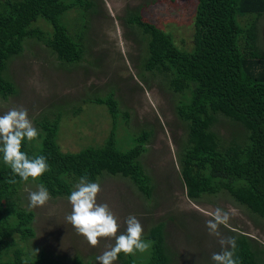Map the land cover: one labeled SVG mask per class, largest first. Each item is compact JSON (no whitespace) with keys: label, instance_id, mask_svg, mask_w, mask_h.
Wrapping results in <instances>:
<instances>
[{"label":"rangeland","instance_id":"rangeland-1","mask_svg":"<svg viewBox=\"0 0 264 264\" xmlns=\"http://www.w3.org/2000/svg\"><path fill=\"white\" fill-rule=\"evenodd\" d=\"M69 2L70 0H62ZM91 4L86 12L80 7L64 13L62 22L68 34L83 48L81 60L68 64L56 59L45 38L52 37L51 26L43 19L31 24L42 38L32 36L23 41L21 53L7 62L5 78L15 94L0 98V115L23 107L37 128L45 114H59L57 142L62 152L77 153L87 146L102 145L113 128L108 108L97 99L116 102V146L126 151L134 146L133 137L142 135L143 153L139 161L149 178L150 195L139 192L121 175L103 172L99 176L101 192L98 203H107L126 231V219L135 215L144 228V236L156 223L165 224L166 246L172 264H214L213 253L222 251L219 238L209 234L206 222L217 208L230 213L227 225L219 231L223 237L243 234L257 248H264V219L239 205L226 190L204 194L198 200L186 196L178 164V155L186 143V122L177 107L188 102L187 87L176 92L170 81V69L148 68V40L132 19L139 16L169 35L181 51L194 48L195 0H85ZM236 16L239 25L251 18ZM263 35L259 47L264 51L263 18L258 19ZM78 37L80 39H78ZM263 41V42H262ZM243 40L240 45H243ZM159 67V68H158ZM175 90V91H174ZM37 128V129H38ZM214 130L222 147L245 139V131L219 116ZM143 132V133H142ZM134 139V138H133ZM38 145V140H34ZM71 188L78 180L67 178ZM97 182V181H96ZM39 182L29 180L18 193L22 208L34 214V236L24 240L25 256L56 264H99L114 239H100L92 247L66 221L71 213L68 196L51 197L43 207H29L28 194ZM19 243V237H14ZM148 251L136 252L133 259L144 260ZM264 256V254H263ZM114 264H122L117 259Z\"/></svg>","mask_w":264,"mask_h":264},{"label":"trees","instance_id":"trees-1","mask_svg":"<svg viewBox=\"0 0 264 264\" xmlns=\"http://www.w3.org/2000/svg\"><path fill=\"white\" fill-rule=\"evenodd\" d=\"M77 7L86 12L91 4L85 0H0V98L15 94L4 76L7 62L21 53L25 39L42 38L31 28L38 19L52 28V37L45 41L56 59L68 64L81 60L83 48L62 22L64 13ZM245 15L251 18L241 26L236 16ZM262 15L264 0H195L194 48L190 52L179 50L169 35L139 16L132 21L150 36L147 67L170 69L176 92L185 87L190 92L188 102L177 107L187 123L186 143L178 155L186 196L193 201L226 190L235 202L264 219V51L258 45L262 33L257 22ZM96 102L107 106L113 120L102 145L87 146L77 153L62 152L57 142L60 117L54 112H50L52 119L48 113L37 123L38 145L22 142V151L30 158H47L50 170L37 181L51 197H64L71 194L67 178L76 181L87 175L96 182L106 172L128 178L149 196V178L139 161L144 133L132 138L130 149L120 150L116 146V102L110 97ZM219 116L245 131L241 143L235 139L227 147L220 145L212 130ZM13 179L17 182L10 183ZM22 184L0 154V264H56L44 260L42 254L35 260L25 256L22 243L34 236V214L20 204ZM233 237L238 264H264V248L252 245L243 234ZM143 238L150 242L147 257L136 261L121 253L122 264H172L163 222L153 225ZM73 264L84 263L77 260Z\"/></svg>","mask_w":264,"mask_h":264},{"label":"clouds","instance_id":"clouds-1","mask_svg":"<svg viewBox=\"0 0 264 264\" xmlns=\"http://www.w3.org/2000/svg\"><path fill=\"white\" fill-rule=\"evenodd\" d=\"M39 136V130L29 118L28 110L16 107L0 115V154L14 176L28 182L38 180L50 166L47 158L39 155L30 158L22 151V142H32ZM99 177L97 182H91L87 175L79 178L74 189L68 196L71 213L66 221L82 235L92 246H98L100 239H114V245L102 255L97 256L99 264H114L119 255H134L136 252L144 253L150 248V242L144 237V228L135 215L126 219V231L118 234L119 223L115 214L107 203H98V194L101 192ZM16 183L15 179L9 181ZM51 199L48 189L40 184L36 191L28 194L29 207L32 209L43 207ZM230 213L217 208L212 219L206 222L209 234L219 238L222 251L212 254L214 264H238L236 257L237 241L235 237H223L219 231L221 225H227Z\"/></svg>","mask_w":264,"mask_h":264},{"label":"crops","instance_id":"crops-1","mask_svg":"<svg viewBox=\"0 0 264 264\" xmlns=\"http://www.w3.org/2000/svg\"><path fill=\"white\" fill-rule=\"evenodd\" d=\"M261 18H263V31H264V15H262ZM260 30L262 31L261 26H260ZM262 35H263V32H262ZM262 35L260 36V39H262ZM263 43H264V42H263Z\"/></svg>","mask_w":264,"mask_h":264}]
</instances>
